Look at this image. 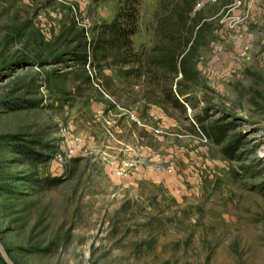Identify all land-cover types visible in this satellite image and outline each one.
<instances>
[{
    "label": "rangeland",
    "instance_id": "rangeland-1",
    "mask_svg": "<svg viewBox=\"0 0 264 264\" xmlns=\"http://www.w3.org/2000/svg\"><path fill=\"white\" fill-rule=\"evenodd\" d=\"M198 1L141 0L132 36L141 58L170 47L161 21L187 36L182 107L164 79L127 92L74 63L79 29L122 0H0V239L17 264H264V0Z\"/></svg>",
    "mask_w": 264,
    "mask_h": 264
},
{
    "label": "trees",
    "instance_id": "trees-1",
    "mask_svg": "<svg viewBox=\"0 0 264 264\" xmlns=\"http://www.w3.org/2000/svg\"><path fill=\"white\" fill-rule=\"evenodd\" d=\"M140 3L141 0H122L116 16L109 22H101L98 25L99 29L95 30L93 36L89 38L86 35V29L81 27L78 31V47L70 49L69 52L74 63H78L84 67L86 64H93L94 68H98L101 71V68L106 64L118 70V74L123 77V83H125L124 89H127V92L133 91L135 87H139L144 83L150 86L151 83L159 85L158 81L164 79L167 96L172 97L176 105L183 107L184 104L175 95L174 89L185 96L186 100L190 98L188 95L190 90H187V85L181 79H176V76L179 71L187 76L189 70V66L187 65L190 56L189 52L194 48L192 45L189 46L187 53L180 58L179 55L187 46V36L182 35L181 31L173 30L169 24L161 21V31H167L165 35L169 33L170 47H167V44H165L164 48L159 50V45H156L149 52V56L141 58L144 52L134 49L132 38L133 34L138 30ZM188 17L186 18L185 14L181 13L180 22L186 24L189 19ZM191 28V24L186 25V29H190L186 33L191 31ZM176 37L180 39L179 44L174 43ZM100 80L105 87L109 86L110 83L104 77L100 78ZM153 89V87L150 88L142 96H145V99L153 101V98H150L149 95V91ZM138 91H140L139 88ZM204 125V122H201V126L206 130ZM224 127V125L217 124H212L211 126L212 133H215V138L218 141L224 139L227 131ZM22 151L29 161L45 162L49 158L46 152L38 150L32 145L24 147ZM42 180L46 184L53 185L59 183L61 177H44Z\"/></svg>",
    "mask_w": 264,
    "mask_h": 264
},
{
    "label": "water",
    "instance_id": "water-1",
    "mask_svg": "<svg viewBox=\"0 0 264 264\" xmlns=\"http://www.w3.org/2000/svg\"><path fill=\"white\" fill-rule=\"evenodd\" d=\"M0 253L2 255V257L4 258V260L8 263V264H17L13 258L10 256L8 250L5 248L4 244L2 243L1 239H0Z\"/></svg>",
    "mask_w": 264,
    "mask_h": 264
},
{
    "label": "built area",
    "instance_id": "built-area-1",
    "mask_svg": "<svg viewBox=\"0 0 264 264\" xmlns=\"http://www.w3.org/2000/svg\"><path fill=\"white\" fill-rule=\"evenodd\" d=\"M214 1H216V0H199L198 2H197V6H202V5H204L206 2H214Z\"/></svg>",
    "mask_w": 264,
    "mask_h": 264
}]
</instances>
